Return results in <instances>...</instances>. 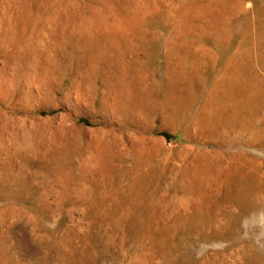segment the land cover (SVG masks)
<instances>
[{"label": "rangeland", "instance_id": "obj_1", "mask_svg": "<svg viewBox=\"0 0 264 264\" xmlns=\"http://www.w3.org/2000/svg\"><path fill=\"white\" fill-rule=\"evenodd\" d=\"M0 264H264V0H0Z\"/></svg>", "mask_w": 264, "mask_h": 264}]
</instances>
